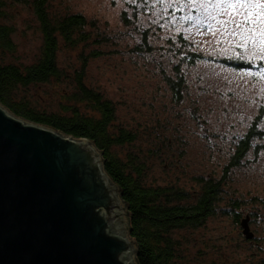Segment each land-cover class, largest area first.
<instances>
[{
    "label": "rangeland",
    "instance_id": "374dc122",
    "mask_svg": "<svg viewBox=\"0 0 264 264\" xmlns=\"http://www.w3.org/2000/svg\"><path fill=\"white\" fill-rule=\"evenodd\" d=\"M3 1L6 8L0 23L12 29L13 50L0 52V62L28 66L36 60L41 44L38 23L27 3ZM50 7L60 16L82 15L93 24L94 32L108 38L100 46V57H87L85 83L114 103L116 125L137 133L133 144L117 152L141 153L147 158L155 185L170 183L190 193L200 189L196 178L220 179L215 215L196 230L173 234L180 245L177 263L264 264V139L257 141L238 167L223 174L232 142L245 133L264 103V70L235 71L200 62L182 69L186 91L179 103L171 99L164 82L165 76H172L171 64L177 62L170 48L178 37L187 39L191 50L204 56L264 65L259 50L239 48V36L227 35L188 0H53ZM141 34L150 50L136 52ZM81 62L76 49L58 53L62 70L79 68ZM65 79L33 85L23 89L20 97H28L32 105L45 111L70 109L72 102L68 103L65 92L74 88ZM82 105L81 111L98 116ZM258 128L264 132V116ZM167 140L171 145L163 150ZM153 148H158L155 157L150 156ZM234 203L238 206L233 209ZM246 215L251 241L244 239L234 218Z\"/></svg>",
    "mask_w": 264,
    "mask_h": 264
},
{
    "label": "trees",
    "instance_id": "16d2710c",
    "mask_svg": "<svg viewBox=\"0 0 264 264\" xmlns=\"http://www.w3.org/2000/svg\"><path fill=\"white\" fill-rule=\"evenodd\" d=\"M22 2L27 3L38 23L41 44L36 60L28 66L4 65V62H0V104L26 122L45 126L74 139L91 142L101 155L105 174L117 186L121 202L127 209L128 236L136 249V263L178 264L177 253L180 245L173 234L177 230H196L215 215L216 203L221 194L220 179L207 178L203 181L202 178H196L200 189L190 193L170 183L155 185L148 174L150 167L147 158H142L141 153H118V149L136 141L137 133L120 124L116 125L118 120L114 103L100 90H94L85 83L87 60L103 54L100 46L108 43V38L94 32L90 26L93 24H89L82 15L60 16L52 12L50 5L53 0H20L19 4L22 5ZM5 8V1L0 0V18L3 17ZM12 34L9 26L0 23L1 53L13 50ZM141 37L142 41L135 45L136 52L150 50L147 48L146 36L141 34ZM191 47L192 44L187 39L178 37L177 43L170 48L177 62L171 64L172 76H165L164 82L171 99L176 103L182 101L186 91V77L182 69L191 68L200 62L210 61L235 71L264 70L261 62L253 64L236 59L204 56L192 51ZM61 49H76L82 61L80 67L62 70L58 64V53ZM64 78L74 88L70 93L65 92L68 103L72 102L70 109L65 106L59 113L45 111L32 105L28 97H20L23 89L44 84L51 79L60 81ZM14 94L18 96L15 97ZM81 104L98 116L93 117L81 111ZM263 116L264 103L245 133L240 135L238 141L232 142V153H228L229 159L223 168V174L238 167L248 153L257 147V141L264 139V132L258 128ZM167 145L170 146L171 141H166L163 150L167 149ZM156 150L158 148H153L150 152L151 157H155ZM237 206L234 203L231 208ZM234 218L239 222L242 233L241 223L247 220L248 224L250 217L246 215L244 218ZM243 237L245 239L244 235Z\"/></svg>",
    "mask_w": 264,
    "mask_h": 264
},
{
    "label": "water",
    "instance_id": "95a60500",
    "mask_svg": "<svg viewBox=\"0 0 264 264\" xmlns=\"http://www.w3.org/2000/svg\"><path fill=\"white\" fill-rule=\"evenodd\" d=\"M86 139L0 104V264H137L127 209ZM245 239H252L247 220Z\"/></svg>",
    "mask_w": 264,
    "mask_h": 264
},
{
    "label": "snow or ice",
    "instance_id": "6c2138e0",
    "mask_svg": "<svg viewBox=\"0 0 264 264\" xmlns=\"http://www.w3.org/2000/svg\"><path fill=\"white\" fill-rule=\"evenodd\" d=\"M188 3L203 9L205 19L215 21L227 35L239 36V48L249 50L251 46L264 57V0H188ZM261 75L264 76V71Z\"/></svg>",
    "mask_w": 264,
    "mask_h": 264
}]
</instances>
